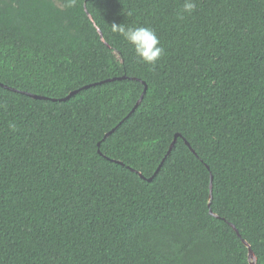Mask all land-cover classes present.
Here are the masks:
<instances>
[{
  "label": "trees",
  "instance_id": "1",
  "mask_svg": "<svg viewBox=\"0 0 264 264\" xmlns=\"http://www.w3.org/2000/svg\"><path fill=\"white\" fill-rule=\"evenodd\" d=\"M196 3L0 0V264H264V0Z\"/></svg>",
  "mask_w": 264,
  "mask_h": 264
},
{
  "label": "clouds",
  "instance_id": "2",
  "mask_svg": "<svg viewBox=\"0 0 264 264\" xmlns=\"http://www.w3.org/2000/svg\"><path fill=\"white\" fill-rule=\"evenodd\" d=\"M78 0H62L63 8H74ZM197 7L196 0H183L182 12L191 15ZM183 19V15L180 17ZM111 29L118 33L123 39L132 46L138 62L145 65L155 66L161 59L164 49L160 46V40L156 32L151 27H124L123 24L113 23ZM11 130H15L14 124H9Z\"/></svg>",
  "mask_w": 264,
  "mask_h": 264
},
{
  "label": "water",
  "instance_id": "3",
  "mask_svg": "<svg viewBox=\"0 0 264 264\" xmlns=\"http://www.w3.org/2000/svg\"><path fill=\"white\" fill-rule=\"evenodd\" d=\"M120 78H122V77H120ZM110 80H114V79H108V81H110ZM6 87H8V86H6ZM8 88H10V87H8ZM11 89H13V88H11ZM146 90H147V85L145 84V90H144V93H145ZM78 91H79V90L73 91L72 93H70V94H69L67 97H65L64 99L69 98L70 96L74 95V94L77 93ZM26 93L29 94V95H31V96H33V97H42V96H40V95H36V94L28 93V92H26ZM144 93L142 94V97H143ZM108 134H109V133H108ZM177 137H178V134L175 136L173 142L171 143V146H170V148H169V150H168V153H170L171 150H172V148L174 147V145H175V143H176V140H177ZM185 141H186V143L191 147L189 141L186 140V139H185ZM191 149L195 152V150H194L192 147H191ZM160 166H161V165H160ZM160 166L158 167L157 171L159 170ZM207 166H208V165H207ZM157 171H156V172H157ZM141 176L143 177L142 174H141ZM151 179H152V177L149 178V180H151ZM212 179H213V176H211V180H212ZM210 212L213 213L212 209H210ZM231 225H232L233 228L237 231V233L240 235V233H239L238 229L235 227V225L232 224V223H231ZM240 236H241V235H240ZM243 241H244V243H245V244L248 246V248H249V260H250L251 264H256V255H255V253L253 252V250H252L250 244H249L245 239H243Z\"/></svg>",
  "mask_w": 264,
  "mask_h": 264
}]
</instances>
